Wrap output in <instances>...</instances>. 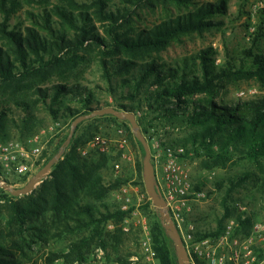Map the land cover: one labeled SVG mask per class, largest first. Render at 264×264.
<instances>
[{"label":"trees","instance_id":"16d2710c","mask_svg":"<svg viewBox=\"0 0 264 264\" xmlns=\"http://www.w3.org/2000/svg\"><path fill=\"white\" fill-rule=\"evenodd\" d=\"M50 1L38 0L39 11L26 9L22 17L18 13L31 4L28 0H0V141L32 136L47 118L64 121L70 129L77 118L113 106H102L95 90L83 85L82 68L94 63L115 107L135 115L145 110L148 125L143 127L142 118L137 120L143 134L159 124L184 126L191 131L183 143L187 156L191 153V158L200 159L203 169H226L248 161L264 172V94L245 100L221 98L228 86L244 81L264 88L262 26L251 36L249 47L237 56L227 54L219 65L213 48L167 63L161 54L174 42L224 25L230 15L229 0L200 4L194 0H120L115 6L111 0ZM168 3L186 8L185 13L152 27L137 26L136 8ZM260 13L263 16L264 9ZM103 121L124 125L130 141L140 145L145 157L127 121L104 115L81 122L63 158L36 190L14 197L0 188V264H23L34 244L50 241L66 244L49 255L48 264L57 260L82 264L94 248L113 250L115 264H131L133 253L121 250L131 241L130 233L121 227L129 212L108 203L128 179L113 178L111 154H82V147ZM64 142L51 155L45 153L41 168ZM137 169L141 178L140 161ZM247 185L259 193L260 213H264V177L240 173L217 184L224 189L223 216L212 234L205 236L222 233L224 221L237 214L234 193ZM146 197L142 211L156 258L159 264H178L173 241ZM258 214L245 220L237 214L238 232L247 234Z\"/></svg>","mask_w":264,"mask_h":264},{"label":"rangeland","instance_id":"374dc122","mask_svg":"<svg viewBox=\"0 0 264 264\" xmlns=\"http://www.w3.org/2000/svg\"><path fill=\"white\" fill-rule=\"evenodd\" d=\"M24 1L26 2L27 0ZM37 1L38 0H28V2H30L31 4H27L26 8L19 12L18 15L24 17L26 9H33L35 12L39 11L40 6L36 4ZM215 1L218 0H194V2L197 4ZM50 2L53 3L55 1L52 0ZM110 5H120V0H111ZM262 9H264V0H229L230 15L224 18V25L206 31L203 34L194 33L192 35L182 37L179 42H174L165 52L161 54L163 60L167 63H170L172 61L179 60L183 57L194 55L199 51L207 48H213L217 51L218 65L222 63L227 54H233L234 56H237V54L243 48L249 47L251 45V36L254 35L256 29L261 26L264 28V15L261 16L260 13ZM185 11L186 8L182 6L178 7L175 4L169 3L166 5L157 4L155 6L143 5L141 8H136L137 16L135 17V21L138 27H152V25L159 24L166 19L177 17L178 15L185 13ZM217 18H219V16H217ZM11 22L13 24L17 23V19L14 18L11 20ZM24 25H28V22L25 21ZM260 45L264 48V37L260 40ZM82 71L83 72H81L80 77H84L83 85L95 90L97 98L102 104V106L110 104L114 106L110 107H113L118 111L122 112L123 110H121L119 107H115L117 106V103L114 101V97L105 91L106 81L102 78L101 70L98 65L93 63L90 66L83 67ZM260 94H264V88H261L258 83H256L255 81H244L239 83L238 85L236 84L228 86L226 90L221 92V98L228 100L240 98L245 100L251 99L254 96ZM104 108L106 107H103L102 109ZM145 113V110H141L136 113L137 120L138 118H142L143 127L148 125V119H145L144 116ZM57 123H60V126L57 128V134L53 138H51L47 143L41 157L42 161L38 164L36 172L29 177L19 178L17 176L4 177V175L0 171V175H2V180L4 182L0 183V188L2 184H8L16 189L23 188L42 167L46 159V157L44 156L45 153H47V155H51L55 151L56 146L61 141L65 140L66 142L68 138H66V136L69 135L71 127L69 129L68 125L61 120L56 122L52 121L50 118H47V123L45 124V126H43L36 134H38L43 129L55 126ZM128 124L130 126L129 122ZM160 125L162 124H159V126L157 125L156 128H150L148 133L146 134L142 133L148 143H150L149 141L152 140V138H162L166 141L183 146L184 141L188 138L189 134L191 133V131L184 126L177 128L178 126L173 127L172 125H169L170 128L168 129L166 128V126L160 127ZM98 126V131L94 134V136L98 134L106 136L110 140V150L102 152L97 148H90L87 150L86 155L97 151L101 153L111 154L112 157H114L115 159L111 163L110 170L111 175H113V178L128 179L127 183L122 185L117 191L111 194L108 203L119 207L122 211L129 212L128 218L121 224V227L124 232L130 233L129 237L131 238V241L122 246L121 250L127 253H133L129 259L131 264H138L141 262L148 264L146 261L143 260L144 250L142 248V243L144 240H146V233H149V238L151 239L152 245L153 241L148 219L142 211V207L147 202L146 195L148 196L144 185L143 170L142 176L140 178L137 169V164L139 161L142 163L143 166L144 158L142 155V150L140 148V145L130 141L129 133L124 125L116 124L110 121H103L99 123ZM130 129L132 132L131 126ZM29 137L31 136L25 137L24 139H16L18 137H15L13 140L25 141ZM134 138L136 142H139L135 136ZM120 142L126 143L125 145H122ZM88 143L84 147H82V151L83 149L87 148ZM57 153H55L54 156ZM191 155L192 154L190 153L187 156L186 153V156L184 157L186 166L190 170L191 176L196 183L197 190H205L207 192V198L201 201L200 203L195 204L190 222L194 225V230L200 235H205L206 233L212 234L213 230L217 226V220L223 216V208L221 205V201L224 195V189H218L217 184L222 181H227L230 177L236 176L240 173L252 172L260 177H264V172L260 171L256 165L248 161H243L237 165H231L226 169L207 170L202 168L200 159L191 158ZM116 165L120 166L118 170L116 169ZM251 196L256 197V200H251ZM127 198H129V201H127ZM234 198L238 201H242L249 204V207L251 209L250 213L252 215L254 212L259 213L258 216H254V219L264 222V213H260L259 193L254 187H252L251 185H247L243 188H240L234 193ZM125 205L127 206V209L124 210L123 207ZM236 211L237 214H239L237 209ZM237 214L227 218L224 221V225L230 218L237 219ZM113 227V224L109 225V229H112ZM240 228L236 231L237 234H243L241 232H238L240 231ZM136 238L138 239L137 243L135 241ZM65 244V241H50L48 243L43 244H34L31 250H29L28 252V258H26L25 260L22 259V263L48 264L47 259L49 255L53 251L64 247ZM98 249L100 248H94L87 255L86 260L82 264H115L113 250L110 249L107 252L103 249L104 256H102V258H99L97 253ZM134 256H140L141 260L136 263L131 262V258ZM54 264L67 263H65L63 260H57Z\"/></svg>","mask_w":264,"mask_h":264},{"label":"built area","instance_id":"2783aa9c","mask_svg":"<svg viewBox=\"0 0 264 264\" xmlns=\"http://www.w3.org/2000/svg\"><path fill=\"white\" fill-rule=\"evenodd\" d=\"M59 126L60 123H57L43 129L25 141H0V171L4 177L20 178L33 175L42 161L41 157L47 143L57 134ZM149 142L157 188L166 203L167 212L182 236L190 264H264V222L254 219L252 226L244 235L236 233L240 228L236 218H230L218 236L206 237L197 233L190 222L191 216L195 204L205 200L207 192L196 188V183L186 166L185 147L162 138H152ZM90 148L106 152L110 150V140L98 134L89 141L87 148L83 149V155H86ZM119 168L120 166L116 165V169ZM2 178L0 175V183H4ZM235 207L243 220L251 216L249 204L237 201ZM123 209H127V206L125 205ZM142 248L144 261L148 264H159L149 233H146ZM97 253L99 258L104 256V250L101 248ZM140 260V256L131 258V262L134 263Z\"/></svg>","mask_w":264,"mask_h":264},{"label":"water","instance_id":"95a60500","mask_svg":"<svg viewBox=\"0 0 264 264\" xmlns=\"http://www.w3.org/2000/svg\"><path fill=\"white\" fill-rule=\"evenodd\" d=\"M104 115H112L119 120H126L130 123V126L132 128V132L136 139L142 144L145 157L143 160V179H144V185L146 188V192L149 196V198L152 200L154 207L157 209L161 224L163 228L166 230L167 235L169 238L174 242L175 252L178 259V264H190V258L187 252V249L185 248L182 236L171 219L169 213L166 209V203L164 199L161 197L160 192L157 188L156 180H155V171L154 167L151 161L152 153L151 148L149 146L148 141L143 136L140 126L137 121V117L134 113L125 112V111H118L117 109L113 107H106L104 109H99L88 116H81L77 118L73 123L71 124V129L68 135V138L65 142V144L60 148L58 153L52 157L47 164L41 168L29 181L28 183L20 189H16L11 187L8 184H2L1 188L11 193L14 197H21L25 195L31 194L34 190L40 186L44 180L47 178V176L52 171L53 167L63 158L66 148L69 146L71 139L74 136L75 130L77 126L83 122L84 120H87L89 118H94L97 116H104Z\"/></svg>","mask_w":264,"mask_h":264},{"label":"crops","instance_id":"0c3cea01","mask_svg":"<svg viewBox=\"0 0 264 264\" xmlns=\"http://www.w3.org/2000/svg\"><path fill=\"white\" fill-rule=\"evenodd\" d=\"M106 252V251H105Z\"/></svg>","mask_w":264,"mask_h":264}]
</instances>
